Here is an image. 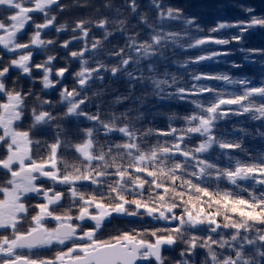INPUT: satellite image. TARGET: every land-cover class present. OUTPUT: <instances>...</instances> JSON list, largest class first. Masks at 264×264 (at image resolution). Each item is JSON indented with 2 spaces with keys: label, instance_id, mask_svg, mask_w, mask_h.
Returning <instances> with one entry per match:
<instances>
[{
  "label": "snow or ice",
  "instance_id": "1",
  "mask_svg": "<svg viewBox=\"0 0 264 264\" xmlns=\"http://www.w3.org/2000/svg\"><path fill=\"white\" fill-rule=\"evenodd\" d=\"M54 4L58 5V0H0V9L12 13L0 19V33H3L0 35V45L10 52L27 50L18 58L11 59L8 64H0V95L5 97L0 101V147L7 153L6 158L0 159V168L7 170L11 175L8 181L10 186L0 188L4 195V198L0 199V229L11 230L12 233L11 238L8 235H0V264H141L153 259L157 264H164L162 248L176 244L177 239L183 237L185 226L199 225H207L210 234L206 238L190 236L186 239L187 247L181 252L182 258L189 257L201 247L207 249L210 258L208 264H264V232L257 231L254 236L250 235L255 223L264 224V154L258 157L250 155V159L255 162L236 160L232 166L231 152L241 149L242 143L238 140L217 139L216 135L220 122L227 121L231 116L250 114L251 119L264 121V102L257 104L252 99L259 97L264 101V81L254 86L253 80L247 76L233 79L227 74L194 75L195 81H224L229 85H240L241 88L226 92L206 83L193 84L190 88H176L175 92L169 95L180 100L210 95L206 96L205 101L190 99L197 111L184 118L187 126L182 129L170 127L167 131H159L160 136L172 137V143L165 141L148 152L141 150L140 144L137 143L138 137L132 129L128 126H117L115 118L105 122L101 120L99 113L89 114L84 111L82 106L86 105L87 98L81 96L76 89L70 91L65 87L60 92L61 100L66 102L65 115L85 117L88 121L95 122L106 134L120 133L127 137V142L115 144V148L124 151L129 164L125 167L116 157L108 159L104 152L93 154L91 150L94 128H88L85 130V141L75 146L76 151L87 162L85 167H74L71 172L61 173L57 166V153L61 147L59 137L47 145V157L33 158L32 148L35 145L39 149L40 142L31 139L30 131H18L16 127V123L24 119L27 111L26 95L23 91L10 90L5 82L9 78L10 69H20L23 74L31 77L34 67L43 73V87H54L50 77L55 57L48 56L42 64L31 65L30 61L31 49L34 46L54 43L41 39V32L54 24L55 16H46L44 23L33 21L35 31L29 42H17L18 33L33 20L32 14L45 13V10ZM150 4L157 13L155 25L150 24L144 16H139L149 29V38L139 41L134 36L127 37V53L125 48L114 50L113 55L119 57V62L110 71L100 63L94 68L87 66L88 61L83 59L85 53L95 55V52L102 48L103 41L93 40L89 48L86 22L76 24L74 31L78 30L80 35H74L71 40L64 41L61 47L68 49L73 40L83 41L80 50L69 53L73 58H81V70L75 74L81 90L94 75L97 79H103L101 73L105 71L113 76L126 72L130 80L143 79L140 63L146 57H162L163 49L169 42L177 43L181 38V32L170 30L173 21H181L185 26L183 35L194 40V43L188 44L189 48L209 44L228 45L233 42L242 45L245 32L256 25L264 26V16L257 17L254 15L255 9L246 7L245 11L252 14L249 21L217 23L216 27L209 30L210 33H217L222 29L235 28L234 35L227 38L205 35L201 38L190 32L192 28L198 33L203 31L197 17L185 15L179 8L167 6L163 0H150ZM126 6L133 13H136L139 7L137 0H126ZM106 26L105 21H99L97 24L98 28L104 29L105 38L112 35ZM65 27L60 25L57 31H62ZM238 51L246 53V60L253 56L264 57V48L246 49L241 46ZM231 54V51L204 49V54L195 57L193 63L212 61ZM130 65H137L136 72L140 73L139 76L128 70ZM242 66L232 62L233 68ZM67 71V67H61L57 69L56 76L62 79ZM175 82L176 78L173 77L172 83ZM154 83L163 91L160 86L168 84V81L154 80ZM45 105L51 107L52 102L42 100L38 105L40 110L31 109V127L48 125L56 119L52 112L44 110ZM259 135L264 138V132ZM194 136L202 139L195 146L188 147ZM214 148L224 150L221 154L228 158L229 166L223 167L209 159ZM111 151L110 147L109 153ZM177 157L183 159L179 160ZM168 160L173 161L170 167L165 163ZM93 161L99 163L94 166ZM14 164L18 165V168L13 169ZM210 179H226L237 188L241 187L239 181H251L253 190L248 199L236 196L231 191L213 193L206 186H202ZM84 182L94 185V190L88 193L80 191L77 185L82 186ZM45 183H48L47 187ZM256 184L261 186L259 193L255 191ZM145 185H148L147 197L144 195ZM58 186L67 187L71 201L69 208L62 214H57L52 207L62 206L61 202L65 196L63 191L57 190ZM178 188L181 190L177 191ZM242 191L247 192L248 188H243ZM32 195L40 198L41 202L34 205L27 203ZM212 205L216 206V210L206 211V208ZM29 208L35 212L30 217L31 226L27 231L20 232L18 225L22 220L28 219ZM73 208L76 211L75 216L71 215ZM177 208L181 209L179 214ZM222 212L223 223L217 219ZM228 213L235 214L237 219H233ZM114 215L141 219L147 216L168 222L169 226L144 229L143 232L132 229L109 240L99 239L97 232L104 226L105 221ZM46 220L54 221L56 226L47 227ZM172 222H175V226H171ZM89 223L91 227L87 226ZM223 229H232L233 232L228 238L213 239L212 234ZM146 236L153 239H147ZM69 241L71 246L66 251L57 252L52 259H34L17 252L18 249L31 250L54 243L65 245ZM214 246L226 250L229 254L218 256ZM182 264H189L188 259H182Z\"/></svg>",
  "mask_w": 264,
  "mask_h": 264
},
{
  "label": "trees",
  "instance_id": "2",
  "mask_svg": "<svg viewBox=\"0 0 264 264\" xmlns=\"http://www.w3.org/2000/svg\"><path fill=\"white\" fill-rule=\"evenodd\" d=\"M159 2V0H157ZM163 2L174 9L179 8L185 15L195 16L198 18V23L203 29L202 32H197L195 28L190 29L194 36L203 37L212 35L222 38H227L236 33L235 28L222 29L217 33H210L209 30L217 26V23H236L238 21H249L250 13L245 11L246 7L255 9L254 15L257 17L264 16V0H163ZM58 8L53 5L45 10L46 16L50 18L55 16V21L50 30L44 29L41 39L51 40L54 43L46 46H38L42 50L40 64L47 60L48 56H54L52 62L53 73L50 79L53 81L54 87L45 89L42 84L43 73L40 69H34L31 74V80H23L20 83V91L26 95L25 105L27 111L24 114L22 124L30 126L31 139L40 142V148L35 145L32 148V154L39 157H47L49 148L47 145L55 142L57 136L61 141V147L57 153V166L61 173L65 171L71 172L74 167L83 169L86 165L84 157L76 151L75 146L83 143L86 139L85 130L94 128L93 135V154L104 152L108 159L116 157L117 161L125 167L129 164V159L122 149H116L115 144H123L127 142V137L120 133L106 134L102 128H98L95 122L88 121L85 117L66 116V102L61 100L60 92L63 88H68L70 91L76 89L81 96L87 98L86 105L82 106L84 111L89 114H100L101 120L105 122L115 118L117 126H128L132 129L138 139L141 150L148 152L157 144H164L165 141L172 143V137L160 136L159 131H167L170 127L182 129L187 126L185 117L192 114L195 106L190 103V99L206 100L205 94L200 97H191L189 100H180L171 97L169 94L175 92L178 87L190 88L193 84L206 83L216 87L218 90L233 92L241 88L240 85H229L224 81H195L194 75L212 73V74H227L233 79H241L245 76L253 80V85H259L264 81V57L253 56L249 60L245 59L246 53L238 51V48L243 46L246 49L264 48V26L256 25L244 33L245 39L242 45L233 42L228 45L209 44L197 48H189V43H194V40L189 36L183 35L184 25L181 21L171 22L172 31L181 32V38L177 43L169 42L168 46L163 49V56L159 58H145L139 65L143 70V79L137 81L130 80L126 72H121L113 76L110 72H102L103 79L95 78L88 81V84L81 90L78 84L76 73L81 70V58H73L70 56V51H78L83 47V41L73 40L68 49L61 47L64 41L71 40L73 36H79L78 30L74 31L76 24L86 22L85 26L88 29L89 36L87 43L89 48L93 40H102L103 46L95 52V55L88 52L85 53L83 59L88 61V67L94 68L98 64H102L109 71L118 64L119 57L113 55L115 49L125 48L127 53V37L134 36L139 41H144L149 38V29L139 19V16H144L150 24L155 25L157 13L151 7L150 0H137L138 8L136 13H133L127 6L126 0H58ZM45 19H43L45 22ZM99 21L107 23V31L112 35L105 38L104 29L98 28ZM60 25L66 27L62 31H57ZM29 40L23 41L28 43ZM183 45V47H181ZM204 49L231 51V55L220 56L212 61H203L199 64L193 63L195 57L204 54ZM134 55V54H133ZM232 62L242 64L241 68H233ZM67 67L68 71L61 79L56 76L57 69ZM137 65H130L129 71L136 72ZM176 78L175 84L172 83V78ZM167 80L168 84L160 86L163 91L158 89L154 80ZM59 80V82H57ZM31 93V94H29ZM38 98V99H37ZM254 103H261L259 97L252 98ZM48 100L52 102V106H44V110L52 112L56 117L48 125L32 126L31 109L37 108L40 101ZM236 107V106H229ZM244 129L246 131H239ZM151 130V131H150ZM264 132V121L251 119L250 114L242 116H231L227 121H221L216 129L217 139L238 140L242 143L241 149H235L231 152L232 166L236 160L245 163L255 162L251 157H258L264 154V138L259 133ZM201 137L194 136L188 147H193L201 140ZM112 151L109 153V148ZM224 150L214 148L209 159L217 162L223 167L229 166L228 158L221 153ZM182 160V157H177ZM93 165L99 162L93 161ZM169 167L173 161L165 162ZM195 182V181H194ZM170 184L169 181H165ZM241 187L237 188L226 179L215 181L210 179L206 186L210 192L231 191L234 195L248 199L249 193L252 192L251 181H239ZM48 183H45V187ZM80 191L86 193L92 192L95 188L84 182L83 185H77ZM243 188H248V191H242ZM58 191L65 193L64 199L61 202L62 206L53 205L55 211L60 214L64 213L71 203L66 186H58ZM181 189H177L180 191ZM259 184L255 185L256 193L261 191ZM148 185H145L144 195L147 197ZM131 199V197H129ZM186 198V197H185ZM207 200V198H204ZM31 204L39 203L37 198L33 196L30 199ZM29 202V201H28ZM216 206L206 208V211L214 212ZM29 211H34L29 210ZM177 213L181 209H176ZM71 215L75 216L76 211L73 208ZM223 215L217 219L223 223ZM233 219L237 216L228 213ZM51 221V220H49ZM54 222V221H52ZM55 223V222H54ZM169 226L168 222L157 221L145 216L144 218L118 216L114 215L105 221V235L101 240H109L111 237L118 235L124 231L137 229L143 232L144 229L163 228ZM171 226H175L172 222ZM257 231L264 232V224L255 223L251 229L250 235H255ZM232 229H223L213 235V239L228 238L232 234ZM210 233L207 231V225H199L197 227L185 226L183 229V237L178 238L176 244L164 246L162 248V257L164 264H182V259H188L189 264H208L209 257L207 249L198 247L189 257H181V252L187 247L185 240L190 236L207 237ZM147 239H153L146 236ZM218 256L229 254L226 250L214 246ZM154 264L157 262L154 260Z\"/></svg>",
  "mask_w": 264,
  "mask_h": 264
},
{
  "label": "flooded vegetation",
  "instance_id": "3",
  "mask_svg": "<svg viewBox=\"0 0 264 264\" xmlns=\"http://www.w3.org/2000/svg\"><path fill=\"white\" fill-rule=\"evenodd\" d=\"M53 6H54V8H58L59 3H58V5L54 4ZM10 14H12V13L6 12V11H3L2 9H0V19H3L4 17H6ZM32 16H33V20L29 21L26 24L25 28L20 33H18L17 42L23 43L24 39L30 40V37L34 34V31H35L33 21L35 23H44L43 19H45V15L43 13L34 12L32 14ZM4 22L7 23V20H5ZM43 31L44 30H42V32H41V37H42ZM2 34L3 33H0V35H2ZM26 51L27 50H16L14 52H10L9 50L3 48L2 45H0V58H2V59H0V64L6 65V64H8V62L11 59L18 58L19 55L24 54ZM31 51H32V58H31L30 64L31 65L40 64L41 61L38 59L41 58L42 50L38 46H34L31 49ZM34 69H36V68L33 67V70ZM40 73H42L41 70H40ZM25 79L31 80V77L27 76L26 74H23L20 69L12 68V69H10V72H9V78L5 82H6L8 88L10 90L20 91V83ZM4 99H5V97L0 95V101H3ZM22 123L23 122H21V121H18L16 123L17 130L18 131H28L30 126H27V124L23 125ZM6 155H7L6 150L3 147H0V159L6 158ZM17 166L18 165L14 164L13 169H15ZM9 179H11L10 173L7 170L0 168V188H5V187H2L1 182H7ZM6 187H8V186H6ZM3 198H4V195L2 192H0V199H3ZM22 221H24V220H22ZM22 221L20 222V225H22V226L18 225L19 231L23 228V222ZM30 226H31V224H28V226L24 227L20 232L27 231V229ZM105 230H106L105 227L104 228L101 227V229L97 232V237L99 239L103 238V237H101V235H105V234H103L106 232ZM6 234L11 238V236H12L11 230L5 231L3 229H0V235H6ZM70 246H71V242L69 241V242H66L65 245H59V244L54 243L51 246L34 248L31 250H29V249H18L17 252L19 254L27 255L30 258H34V259H44V257L47 254L48 255L47 259H52L57 252L66 251L67 248Z\"/></svg>",
  "mask_w": 264,
  "mask_h": 264
},
{
  "label": "rangeland",
  "instance_id": "4",
  "mask_svg": "<svg viewBox=\"0 0 264 264\" xmlns=\"http://www.w3.org/2000/svg\"><path fill=\"white\" fill-rule=\"evenodd\" d=\"M50 29H52V28H48V30H50ZM33 158H36V156L35 155H33ZM16 168H18V166L16 167ZM15 168V169H16ZM10 180V179H9ZM7 186H9V185H7ZM34 195H32V197H33ZM37 198V197H36ZM37 200H38V202L40 201L41 202V200H40V198H37ZM29 202L31 201V200H28ZM36 204V203H35ZM34 205V204H33ZM53 207V206H52ZM56 213L57 214H60L59 213V211L57 210L56 211ZM35 214V212L34 211H29L28 212V219H26V220H24V221H22L23 222V228L24 227H26V226H28V224H31V219H30V217H31V215H34ZM45 223H46V226L47 227H49V228H53L54 226H55V223L54 222H52V221H49V220H46L45 221ZM88 227H91V225H87ZM22 228V229H23ZM21 229V230H22ZM20 230V231H21ZM7 235V234H6ZM47 257H48V255L46 254V256L44 257V259H47ZM141 264H154V260H152L151 262H141Z\"/></svg>",
  "mask_w": 264,
  "mask_h": 264
},
{
  "label": "bare ground",
  "instance_id": "5",
  "mask_svg": "<svg viewBox=\"0 0 264 264\" xmlns=\"http://www.w3.org/2000/svg\"><path fill=\"white\" fill-rule=\"evenodd\" d=\"M8 181H9V180H8ZM8 181H7V182H1L2 187H6L7 185H9ZM9 186H10V185H9ZM9 186H8V187H9ZM27 203L31 204V203L28 202V201H27ZM29 210H32V208H29ZM88 225H91V223H89Z\"/></svg>",
  "mask_w": 264,
  "mask_h": 264
}]
</instances>
